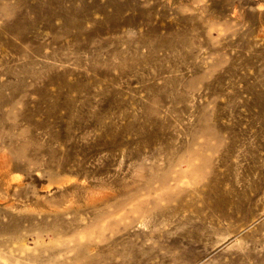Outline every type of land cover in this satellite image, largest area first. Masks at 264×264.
Here are the masks:
<instances>
[{
	"label": "rangeland",
	"instance_id": "1",
	"mask_svg": "<svg viewBox=\"0 0 264 264\" xmlns=\"http://www.w3.org/2000/svg\"><path fill=\"white\" fill-rule=\"evenodd\" d=\"M0 264H264V0H0Z\"/></svg>",
	"mask_w": 264,
	"mask_h": 264
}]
</instances>
